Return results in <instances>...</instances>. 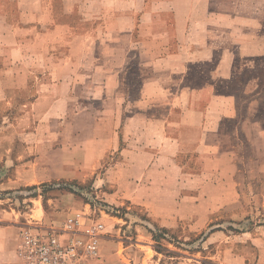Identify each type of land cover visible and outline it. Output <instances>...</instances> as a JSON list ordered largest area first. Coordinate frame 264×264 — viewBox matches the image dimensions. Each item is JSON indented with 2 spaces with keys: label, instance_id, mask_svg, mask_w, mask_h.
Instances as JSON below:
<instances>
[{
  "label": "crops",
  "instance_id": "crops-1",
  "mask_svg": "<svg viewBox=\"0 0 264 264\" xmlns=\"http://www.w3.org/2000/svg\"><path fill=\"white\" fill-rule=\"evenodd\" d=\"M0 109L27 111L0 130V192L51 182L43 225L98 222L52 183L90 180L158 228L252 220L211 258L264 264V0H0ZM11 209L0 264H23Z\"/></svg>",
  "mask_w": 264,
  "mask_h": 264
},
{
  "label": "rangeland",
  "instance_id": "rangeland-1",
  "mask_svg": "<svg viewBox=\"0 0 264 264\" xmlns=\"http://www.w3.org/2000/svg\"><path fill=\"white\" fill-rule=\"evenodd\" d=\"M134 85H137V79H134ZM25 112L27 111L0 109V123L3 124L0 125V130L5 128L4 124L9 121L10 113L14 116H23ZM49 183L22 190L2 191L0 200L7 201H0V207L7 210L12 208L13 212L17 211V215L20 212L22 215H28L29 220L21 221V214L17 216L18 222L13 220L19 226L42 224L37 215L42 205H39L41 203L37 201L34 202L31 197L38 194L46 195L53 190V185ZM52 183L58 184L63 191L73 192L84 198L96 210L100 217L99 221L104 224L105 239L108 241L107 246L101 249L103 264H216L210 252L212 250L213 254L216 253L217 240L208 242L211 234L219 229L241 231L256 223L250 220V222L231 221V224L222 221L228 218V214L217 213L211 216L213 220L202 232L191 230V234L189 223L188 225L181 223L176 229L158 228L149 223L148 212L141 206L134 204L116 206L105 201L104 196H98L96 191L105 189L103 183L98 186L90 180L82 184L64 180ZM202 251H205L204 256L201 254Z\"/></svg>",
  "mask_w": 264,
  "mask_h": 264
},
{
  "label": "built area",
  "instance_id": "built-area-1",
  "mask_svg": "<svg viewBox=\"0 0 264 264\" xmlns=\"http://www.w3.org/2000/svg\"><path fill=\"white\" fill-rule=\"evenodd\" d=\"M105 236L102 222L88 226L76 213L60 226H22L18 254L23 264H103L100 242Z\"/></svg>",
  "mask_w": 264,
  "mask_h": 264
}]
</instances>
